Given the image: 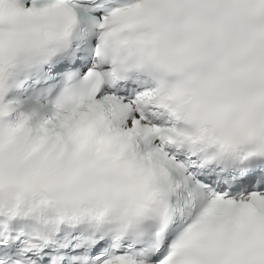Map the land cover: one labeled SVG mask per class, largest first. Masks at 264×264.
Segmentation results:
<instances>
[{
  "label": "snow or ice",
  "instance_id": "6c2138e0",
  "mask_svg": "<svg viewBox=\"0 0 264 264\" xmlns=\"http://www.w3.org/2000/svg\"><path fill=\"white\" fill-rule=\"evenodd\" d=\"M0 264H264V0H0Z\"/></svg>",
  "mask_w": 264,
  "mask_h": 264
}]
</instances>
